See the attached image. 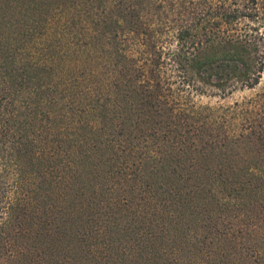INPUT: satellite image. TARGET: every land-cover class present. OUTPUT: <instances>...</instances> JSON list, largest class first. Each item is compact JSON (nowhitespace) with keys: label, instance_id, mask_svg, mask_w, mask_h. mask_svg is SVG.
Instances as JSON below:
<instances>
[{"label":"trees","instance_id":"obj_1","mask_svg":"<svg viewBox=\"0 0 264 264\" xmlns=\"http://www.w3.org/2000/svg\"><path fill=\"white\" fill-rule=\"evenodd\" d=\"M61 7L68 19L49 27ZM263 9L259 0H0V264H214L171 240L180 176L165 172L179 152L220 169L185 181L231 189L237 211L251 205L216 230L237 241L244 218L258 228L264 159H254L257 174L238 173L231 152L264 153ZM245 92L229 106L194 101ZM249 262L264 264L263 253Z\"/></svg>","mask_w":264,"mask_h":264},{"label":"rangeland","instance_id":"obj_2","mask_svg":"<svg viewBox=\"0 0 264 264\" xmlns=\"http://www.w3.org/2000/svg\"><path fill=\"white\" fill-rule=\"evenodd\" d=\"M259 3L260 8L263 9L264 0H259ZM261 11L264 13V9ZM66 18L68 19V13L64 7L55 10L49 27L55 29L59 28L61 25L65 24L64 20ZM255 25L258 24L256 23ZM261 25V31L264 33V24L261 23ZM249 94L251 93H236L222 102L219 98L195 95L194 101L198 103V105L217 106L221 104L229 106L232 105L234 101L241 100ZM231 157V163L232 166H234L233 170L235 172L243 174H250L253 172L257 174L258 171L255 170L256 166H253L255 162L254 159H264V153H257L253 145L245 146L243 144H238L237 148H235V153L231 152ZM215 163V159L207 160L203 156V153L198 154L193 151H189L185 154L179 152L175 158L170 161V167L165 172V175H168L170 170L172 172L173 169L176 170V174L181 178V180L180 178L178 179L179 181L177 178L171 180V187L175 188L176 193L180 192L181 194V205L180 208L179 206L172 208L175 214L171 217L172 220L169 219V233L172 237L170 238L171 240L173 238L175 240L178 239L177 244L182 247L181 251H184L186 257L192 261L197 259L198 263L203 261L207 263L210 261L209 258H211L215 261H212L214 264H248L250 263L249 261L253 253H263L264 255V236H262L260 229V227H264V216L259 213L253 215V217H257L260 222H257L258 228L254 230H251L248 226L250 221L244 218L240 223V227L237 228L238 231H241L238 234V240L233 241V239H230L231 236L221 234L220 230L216 229L223 228L222 223L230 214L231 216L245 215L243 211H247L250 203L246 202L247 207H245V205L240 206L241 208L243 207V210L237 211V207L234 208L230 206L229 208L228 206L229 203L234 205L236 202V200L232 198L235 197V194L229 195L231 189L223 188L219 183L205 184L202 181H198L196 176L195 180L193 178L185 181V178L189 175H203L209 172L210 169L211 171L219 173L220 169L218 168L216 170V168H214ZM165 164L166 163L163 165ZM257 165L263 167L264 164L258 163ZM221 203H225V209L223 210L222 206H220ZM257 210L261 211L262 209L259 207ZM217 225L218 227L215 228ZM237 243L240 244L235 247Z\"/></svg>","mask_w":264,"mask_h":264}]
</instances>
